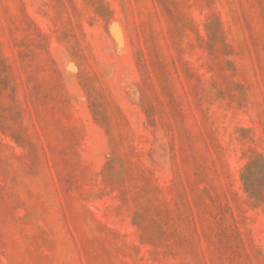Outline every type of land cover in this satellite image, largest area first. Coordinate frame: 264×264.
Returning a JSON list of instances; mask_svg holds the SVG:
<instances>
[{"label": "rangeland", "instance_id": "rangeland-1", "mask_svg": "<svg viewBox=\"0 0 264 264\" xmlns=\"http://www.w3.org/2000/svg\"><path fill=\"white\" fill-rule=\"evenodd\" d=\"M0 264H264V0H0Z\"/></svg>", "mask_w": 264, "mask_h": 264}]
</instances>
